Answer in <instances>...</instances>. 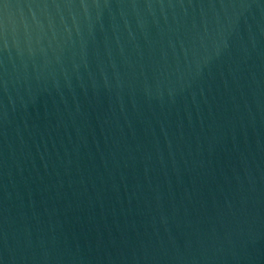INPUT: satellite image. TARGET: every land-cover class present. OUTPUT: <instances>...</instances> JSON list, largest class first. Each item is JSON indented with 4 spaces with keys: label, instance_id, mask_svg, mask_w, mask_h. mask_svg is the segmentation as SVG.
<instances>
[{
    "label": "water",
    "instance_id": "water-1",
    "mask_svg": "<svg viewBox=\"0 0 264 264\" xmlns=\"http://www.w3.org/2000/svg\"><path fill=\"white\" fill-rule=\"evenodd\" d=\"M0 264H264V0H0Z\"/></svg>",
    "mask_w": 264,
    "mask_h": 264
}]
</instances>
